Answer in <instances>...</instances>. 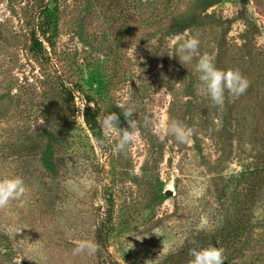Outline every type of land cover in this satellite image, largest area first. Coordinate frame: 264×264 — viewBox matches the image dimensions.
Here are the masks:
<instances>
[{
  "label": "rangeland",
  "instance_id": "1",
  "mask_svg": "<svg viewBox=\"0 0 264 264\" xmlns=\"http://www.w3.org/2000/svg\"><path fill=\"white\" fill-rule=\"evenodd\" d=\"M47 4L53 44L38 52L32 32ZM131 4L0 0V178L28 188L0 210V264H187L191 241L221 233L227 212L247 205L264 160V12L254 0H174L138 28ZM190 36L221 69L244 48L243 95L226 94L223 107L197 95L196 59L185 67L176 56ZM89 104L117 113L121 128L123 108H134L138 136L125 154L98 147ZM172 119L194 129L190 144L161 139ZM254 208L237 249L210 242L223 264H264V195ZM79 239L99 251L74 255Z\"/></svg>",
  "mask_w": 264,
  "mask_h": 264
},
{
  "label": "clouds",
  "instance_id": "2",
  "mask_svg": "<svg viewBox=\"0 0 264 264\" xmlns=\"http://www.w3.org/2000/svg\"><path fill=\"white\" fill-rule=\"evenodd\" d=\"M200 40L196 36H190L179 44L176 56L183 66L192 64L194 58L196 63L194 71L198 74V83L196 84L197 95L204 96L211 100L215 106L223 107L226 94L231 97L243 95L250 81L238 68L221 69L214 63V58L208 54H199ZM121 107V106H118ZM129 128L119 127V116L115 112L97 117L100 124L102 137L98 140V147H110L114 154H125L129 145L137 140L136 121L132 118L134 108L127 107L122 110ZM146 123L150 122L145 117ZM158 130L163 133L161 139L166 135H172L176 141L182 144H190L194 129L187 127L182 122L172 119L162 121ZM116 134L117 140L113 144L111 137ZM28 188L23 178L19 176L0 178V210L7 209L11 202L20 201L26 197ZM75 248L73 254L86 253L89 256L95 255L99 251V245L93 240L79 239L73 241ZM196 245L189 249L190 259L187 264H223L222 248L212 244L206 247H200L195 240L191 241Z\"/></svg>",
  "mask_w": 264,
  "mask_h": 264
},
{
  "label": "trees",
  "instance_id": "3",
  "mask_svg": "<svg viewBox=\"0 0 264 264\" xmlns=\"http://www.w3.org/2000/svg\"><path fill=\"white\" fill-rule=\"evenodd\" d=\"M171 1L174 0H134V4L131 5L136 10L135 12L138 17V23H136L137 27H146L145 22L149 17L159 20L163 19V8L164 6H169L168 4ZM254 1L259 9L264 12V0ZM50 10L49 4L44 6L32 32V47L38 52L46 51L47 48L44 44V40L53 44L52 33L54 32V27H56V17ZM164 16H167V14ZM243 51L244 48L238 50V52H241V57H238L236 54L232 57H226L223 53L224 59L227 60V64L231 65V68L235 69L240 65L247 64L248 59L244 56ZM64 88L67 92H71L68 86H65ZM84 115L86 121L90 124L92 129H94V133L97 135L100 127V124L97 122V117L99 116L97 107L91 104L87 105L85 107ZM245 194L248 198L247 205L244 207L241 206V208H233L231 212H227L230 218L228 223L222 227L221 233H215L216 235L214 234L211 236L208 233L202 232L203 234L198 239L200 242L201 240L203 241V243L199 245L200 247L207 246L212 240H214L215 242H219L226 251L231 252V250H235L241 245L240 242L247 236L251 229V223L255 214L254 204L256 201H260L261 197L264 195V160L257 161V165L254 167L251 173V178L247 183ZM5 236L6 235L0 230V239L5 240ZM231 255L232 253H230V256ZM230 256L228 257L227 255V259L225 260H231L232 257Z\"/></svg>",
  "mask_w": 264,
  "mask_h": 264
}]
</instances>
